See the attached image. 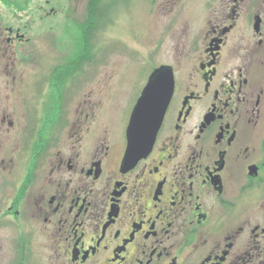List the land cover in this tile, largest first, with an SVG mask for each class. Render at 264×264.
Returning <instances> with one entry per match:
<instances>
[{"label": "flooded vegetation", "instance_id": "af4514ba", "mask_svg": "<svg viewBox=\"0 0 264 264\" xmlns=\"http://www.w3.org/2000/svg\"><path fill=\"white\" fill-rule=\"evenodd\" d=\"M148 6L174 91L133 166L129 121L71 109V13L0 16V264H264V0Z\"/></svg>", "mask_w": 264, "mask_h": 264}, {"label": "rangeland", "instance_id": "374dc122", "mask_svg": "<svg viewBox=\"0 0 264 264\" xmlns=\"http://www.w3.org/2000/svg\"><path fill=\"white\" fill-rule=\"evenodd\" d=\"M134 1L115 0L107 18L103 20L104 30L96 43L91 50L85 46L82 50L88 59L74 68L73 89L69 94V98L73 96L71 109L76 115L78 110H86L85 113H91L95 128L105 124L116 136L127 126L153 65L157 67L168 63L162 57L152 61L144 57L150 41L148 0ZM87 3L88 0H30L28 6L21 5L22 9H17L0 0V16L7 22L30 23L32 35L38 32L40 22L55 23V28H60L61 33L63 27L72 21L68 20V12L73 16V23L84 20ZM52 8L56 9L53 14L50 13ZM39 16L43 18L40 20ZM64 31L67 34L68 30ZM75 31L73 27L71 34L67 35L68 41L64 34L65 48L71 45L74 57L76 51L79 55L81 51V47L78 45L76 48L75 45Z\"/></svg>", "mask_w": 264, "mask_h": 264}, {"label": "water", "instance_id": "95a60500", "mask_svg": "<svg viewBox=\"0 0 264 264\" xmlns=\"http://www.w3.org/2000/svg\"><path fill=\"white\" fill-rule=\"evenodd\" d=\"M174 91L169 66L156 68L137 100L127 128L125 165L133 166L153 147Z\"/></svg>", "mask_w": 264, "mask_h": 264}, {"label": "trees", "instance_id": "16d2710c", "mask_svg": "<svg viewBox=\"0 0 264 264\" xmlns=\"http://www.w3.org/2000/svg\"><path fill=\"white\" fill-rule=\"evenodd\" d=\"M7 6H16L17 9H22L21 5L28 6L30 4V0H2ZM126 0H121V2ZM128 1V0H127ZM115 4V0H88L86 5V14L85 18L82 21H76L74 23L75 28V42L76 48L81 47L80 55L76 51V55L74 57V68L77 64L86 61V57H84V46L92 49V45H94L98 39V37L103 32V20L107 18V14L109 10ZM68 30V27H66ZM79 33V34H77ZM102 38V36H101ZM101 41V40H100ZM84 57L85 59H80Z\"/></svg>", "mask_w": 264, "mask_h": 264}]
</instances>
